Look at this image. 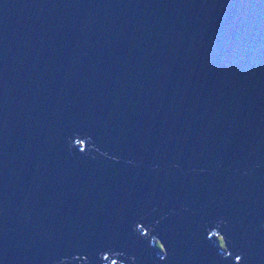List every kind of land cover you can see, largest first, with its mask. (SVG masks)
<instances>
[{
  "label": "water",
  "instance_id": "obj_1",
  "mask_svg": "<svg viewBox=\"0 0 264 264\" xmlns=\"http://www.w3.org/2000/svg\"><path fill=\"white\" fill-rule=\"evenodd\" d=\"M115 258L264 264V0H0V264Z\"/></svg>",
  "mask_w": 264,
  "mask_h": 264
},
{
  "label": "trees",
  "instance_id": "obj_2",
  "mask_svg": "<svg viewBox=\"0 0 264 264\" xmlns=\"http://www.w3.org/2000/svg\"><path fill=\"white\" fill-rule=\"evenodd\" d=\"M219 239H220V243L222 244V239H221V237H219ZM157 244L159 245V246H161V244L159 243V241H157ZM105 261H102V263H104Z\"/></svg>",
  "mask_w": 264,
  "mask_h": 264
},
{
  "label": "bare ground",
  "instance_id": "obj_3",
  "mask_svg": "<svg viewBox=\"0 0 264 264\" xmlns=\"http://www.w3.org/2000/svg\"><path fill=\"white\" fill-rule=\"evenodd\" d=\"M152 237H153V235H152ZM157 246H159L158 244H157ZM160 247V246H159ZM105 259V258H104Z\"/></svg>",
  "mask_w": 264,
  "mask_h": 264
},
{
  "label": "rangeland",
  "instance_id": "obj_4",
  "mask_svg": "<svg viewBox=\"0 0 264 264\" xmlns=\"http://www.w3.org/2000/svg\"><path fill=\"white\" fill-rule=\"evenodd\" d=\"M157 240H158V238H157ZM161 248H162V246H160ZM163 249V248H162Z\"/></svg>",
  "mask_w": 264,
  "mask_h": 264
}]
</instances>
